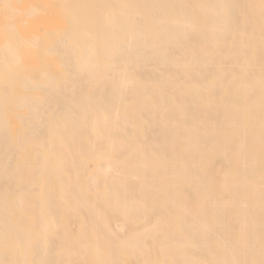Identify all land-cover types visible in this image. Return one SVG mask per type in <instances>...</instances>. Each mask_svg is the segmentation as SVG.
Here are the masks:
<instances>
[{
	"label": "bare ground",
	"instance_id": "obj_1",
	"mask_svg": "<svg viewBox=\"0 0 264 264\" xmlns=\"http://www.w3.org/2000/svg\"><path fill=\"white\" fill-rule=\"evenodd\" d=\"M0 264H264V0H0Z\"/></svg>",
	"mask_w": 264,
	"mask_h": 264
}]
</instances>
